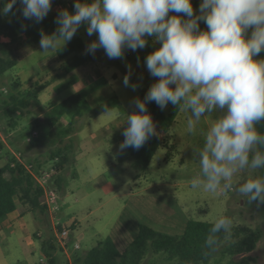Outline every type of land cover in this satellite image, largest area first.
I'll return each mask as SVG.
<instances>
[{
  "label": "rangeland",
  "instance_id": "rangeland-1",
  "mask_svg": "<svg viewBox=\"0 0 264 264\" xmlns=\"http://www.w3.org/2000/svg\"><path fill=\"white\" fill-rule=\"evenodd\" d=\"M59 2L60 4L52 2L46 17L62 9L75 11V0ZM201 2L202 0H191L195 12ZM0 12H3L1 0ZM19 12L23 16L22 10ZM23 37L22 35L18 42L10 45L15 66L0 73V140L3 142L0 166L9 158H17L16 155L20 153L24 161L39 166L40 171H50L55 162L51 159L53 151L60 148L69 152L73 159L77 150L74 132L80 131L79 136L83 140L80 147L84 155L75 163L70 160L66 168L62 169L67 176V186L54 189L60 206L58 225L68 229L65 242L69 248L66 254L53 229L51 234L57 241L55 264H74V255L85 254L100 240L110 236L120 218L126 221L128 217H132L130 222L134 220L149 225L150 217L146 213L149 201L152 200L157 209L168 217L183 214L187 220L215 222L221 217L232 220L231 234L223 241L209 264H231L232 260L242 257L224 252V247L233 241L232 235L236 227L248 226L260 230L261 237L250 254L257 258L258 264H264V205L248 204L247 198L235 190L248 179H264L263 168L256 172L238 174L234 177V187L230 191H225L221 185L217 191L210 192L203 186L200 164L193 154V147H203L204 134L217 118V113L202 117L196 124L195 133L189 134L187 123L192 118L191 113L180 110L168 133L166 145L157 149L147 167H138L128 149L114 154L103 143L106 136L105 124L113 121L121 126L116 127V130H125L124 120L134 110L130 102L136 97L142 99L141 92L148 90L155 82L146 68L145 59L160 47L159 44H154L152 38H148L146 48L137 51L126 49L123 59H109L103 49H98L94 55L89 53L92 57L89 64L65 73L63 65L70 58L60 59L56 54L59 48L55 52L40 53V42L34 45ZM77 37L84 41V52L91 41L98 39L95 34L91 37L87 35L86 25L79 27L73 39ZM0 42L7 43L9 39L1 35ZM256 59H264V52ZM125 75H130V83L138 85L136 91L124 86ZM89 77L100 79L86 88ZM38 85H42V91L37 98L30 100L21 114L9 117L5 113L6 107L12 104V96L22 99V95ZM81 87L84 89L80 91ZM77 91L83 95L82 111L71 127L69 134L73 138L63 139L66 136L63 130L68 127L69 118L64 117L56 126L49 128L47 117L51 103L60 102ZM113 95L119 98L124 108L122 112L118 108H111L107 112L101 110V105L107 103ZM164 111L168 113V107ZM36 121L39 122L38 125ZM34 130L38 132V136L27 141ZM67 147L69 148L66 149ZM28 148H34L32 154L29 153L31 158H28ZM70 172H75V177L68 176ZM196 179L201 183L193 188L192 184ZM25 208L19 203L20 210ZM154 210L152 206L150 211ZM50 222L52 224L51 216ZM29 232L38 245L27 254L20 248L12 247L7 259L16 264H50L40 248L41 239L48 233L40 218H37L35 227H31ZM75 242L80 245L78 249L74 248ZM150 259V264H171L164 255L150 256Z\"/></svg>",
  "mask_w": 264,
  "mask_h": 264
},
{
  "label": "clouds",
  "instance_id": "clouds-1",
  "mask_svg": "<svg viewBox=\"0 0 264 264\" xmlns=\"http://www.w3.org/2000/svg\"><path fill=\"white\" fill-rule=\"evenodd\" d=\"M15 3L8 0L3 13L9 14ZM20 3L23 17L39 23L50 12L52 0ZM74 9L58 12L53 34L41 32L40 53L65 46L81 25L87 26L89 37H98L86 46V53L93 55L103 49L109 59H123L126 49L146 48L148 38L160 45L145 59L155 82L143 99L130 102L134 110L126 118L121 152L138 151L159 135L148 103L162 111L171 104L191 113L189 134L195 133L202 117L218 114L204 134L203 147H193L207 191L221 185L230 191L238 174L264 168V134L257 129L264 122V59H256L264 52V0H202L198 13L191 0H75ZM123 83L137 90L130 75ZM200 183L196 179L192 187ZM235 190L248 204L264 205V179H248ZM232 226L227 217L215 220L205 241V257L219 250L220 234L226 239Z\"/></svg>",
  "mask_w": 264,
  "mask_h": 264
},
{
  "label": "trees",
  "instance_id": "trees-1",
  "mask_svg": "<svg viewBox=\"0 0 264 264\" xmlns=\"http://www.w3.org/2000/svg\"><path fill=\"white\" fill-rule=\"evenodd\" d=\"M52 2L53 4H60L59 0H53ZM6 3H8V0H1L2 8H4ZM21 10L20 0H16L9 14L5 15L0 12V36L3 35L10 39L7 43L0 42V73H4L15 66L16 61L11 58L10 45L18 42L22 35L25 36L26 41L36 45L40 42L41 32L51 35L57 29L55 21L60 10L51 13L39 23L35 20H26L19 12ZM198 12L199 6L196 13ZM200 28L205 30L206 25L201 22ZM84 47V41L77 37L57 50L56 54L60 59L70 58L63 65L65 73L86 66L92 60L91 55L84 52ZM42 89V85H38L33 90L27 91L22 95V99L12 96V104L6 107L5 113L9 117L16 113L21 114L23 108H27L30 100L37 98ZM147 91L141 92L142 99ZM82 100L83 95L80 92H74L60 102H52L51 110L47 117L48 127L56 126L59 121L67 117L69 118V123L68 127L63 130V134H69L71 127L81 114ZM105 106L109 109L118 108L120 112L124 110L116 95H113L107 103L101 105V110H105ZM167 107L169 109L168 113L164 110L162 111L155 103L147 104L148 112L152 116L159 135L151 137L138 151L127 148L138 167H147L157 149L162 145H166L168 133L181 110L171 104ZM35 123L36 125L39 124L38 121ZM125 127H127L126 122ZM257 129L261 134H264V122L257 125ZM124 139L125 137L123 136V141ZM2 149L3 142L0 140V152ZM51 156V159L55 162L50 169L53 171L50 186L53 189H59L62 187V169L66 168L71 158L69 152L60 148L53 151ZM168 157L169 153H167L166 158L168 159ZM24 163H29V161H24L23 159L20 161L18 158L12 157L4 165L0 166V223L5 219L17 217L19 215L18 203H21L36 218L42 220L43 228L48 233L41 239L40 248L48 258L49 263L55 264L57 241L51 234L53 227L50 222L48 207L44 202V189L37 182L34 175L25 167ZM33 169L36 173L40 172V168L37 165L33 164ZM213 223L188 219L184 230L180 234L165 233L140 223L138 224L137 234L123 252H120L116 247L112 237L107 236L85 254H75L74 264H150V256L154 257L155 255H164L166 261L171 264H209L210 259L216 252L211 253L207 257L203 255V252L206 250L204 248L205 241ZM57 229L61 230L62 225H58ZM260 237L261 232L258 229L248 226L236 227L232 235L233 241L224 247V252L232 256L242 255V257L238 260H232L231 264H258L257 258L250 253L254 251ZM224 240V234L221 233L219 247Z\"/></svg>",
  "mask_w": 264,
  "mask_h": 264
},
{
  "label": "crops",
  "instance_id": "crops-1",
  "mask_svg": "<svg viewBox=\"0 0 264 264\" xmlns=\"http://www.w3.org/2000/svg\"><path fill=\"white\" fill-rule=\"evenodd\" d=\"M23 39L26 41L25 36L23 37ZM89 78H90L89 81L86 82L87 83L85 86L86 88L91 87L94 82L100 79V78L94 79L92 77ZM83 89L84 87H81L80 91ZM125 122L126 119L124 120L123 125L125 124ZM104 127H105L104 131L106 133V136H104L103 143H105L114 154L121 152L120 145L123 142L122 133L124 132V130L123 131H118L119 129L116 130L115 129L116 127L119 128L121 126L113 121L106 123ZM74 133H73L75 135L74 138L72 137L71 134H68L63 138V139L73 138L74 142L76 143L75 145H77V150L74 152L75 156L73 159L71 158V160H74L73 163H75L77 159H79L80 157H82V155H84L83 149H81L80 147L83 142V140H81V137L79 136L80 131H75ZM94 146L97 147L95 144ZM28 149L29 151L27 152L26 150V152L28 154V158H31L30 154H32L34 148H28ZM121 167L122 166H120V168ZM69 175L75 177L76 173L70 172L68 176ZM67 183H68L67 176H65L62 171L61 186H63L64 188V186H67ZM152 206L155 209L154 211H150V208ZM137 209L140 210V208ZM18 214L19 215L17 217L13 219H5L2 223H0V264H16L9 261V259H7L6 257L7 255L10 254V248L12 247L20 248L23 251V253L27 254L31 252V250H33L38 245L36 243V240L32 238L31 233L29 232L31 230V227L33 226L35 227V224L37 223V218L27 208L20 210L19 203H18ZM146 215L150 217V220H148V224H149L148 226L152 227L155 230L156 229L162 230L163 232L169 234L182 233L185 224L187 222V218L183 214L182 216L171 215L169 216L170 218L168 216H165L162 212H160L157 209L154 200L149 201L148 211ZM131 218L128 217L126 221L125 220L123 221L120 218V221L118 222V226L116 227L114 232L110 235L120 252H123L126 249L128 244L133 240V238L135 237L138 231V224L140 223L134 220L130 222ZM75 222L77 223V221H73V223ZM63 249L67 254V250L69 249L68 246L67 248H63Z\"/></svg>",
  "mask_w": 264,
  "mask_h": 264
},
{
  "label": "built area",
  "instance_id": "built-area-1",
  "mask_svg": "<svg viewBox=\"0 0 264 264\" xmlns=\"http://www.w3.org/2000/svg\"><path fill=\"white\" fill-rule=\"evenodd\" d=\"M38 136V132L36 130L33 131L32 136L27 138V141H31L34 137ZM18 160L22 161L20 157V153L16 155ZM25 167L34 175L37 182L43 187L44 189V202L46 203L48 207L49 215L52 218V225L53 229L56 232V235L58 237L59 243L61 244L62 248H67V243L65 242V238L68 235V229L62 228L61 230L57 229V226L59 224V220L57 217V214L60 210L59 206V199L56 194V191L50 186L51 177H52V170L50 171H40L39 173H36L33 169V164L31 163H24ZM80 245L75 242L74 248L78 249Z\"/></svg>",
  "mask_w": 264,
  "mask_h": 264
}]
</instances>
